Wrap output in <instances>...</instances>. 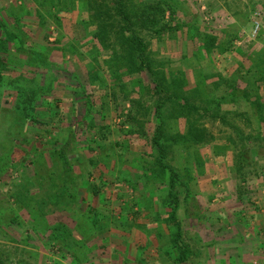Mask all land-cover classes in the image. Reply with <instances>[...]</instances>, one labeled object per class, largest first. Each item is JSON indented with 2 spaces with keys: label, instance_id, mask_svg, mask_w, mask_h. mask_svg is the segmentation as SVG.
I'll return each instance as SVG.
<instances>
[{
  "label": "rangeland",
  "instance_id": "obj_1",
  "mask_svg": "<svg viewBox=\"0 0 264 264\" xmlns=\"http://www.w3.org/2000/svg\"><path fill=\"white\" fill-rule=\"evenodd\" d=\"M52 1L0 0V13L7 18V23L13 30L17 29L16 21L21 16L18 29L25 33L22 39L27 41V48L33 47L34 51H38L40 45H47L49 42V47L55 48L53 52L58 53L54 60L61 65V69L55 72L58 79L55 90L63 99L57 108H52L53 112L65 115L61 121L63 128L73 125L77 116V119L80 118V110L78 112L74 104L77 105L86 98L96 104V114H93L95 116H91L85 123L82 121L83 129L75 128L81 136L78 138V145L74 149L73 145L68 147L67 158L74 163L73 174L76 177V187H72L70 192L75 190L80 197L76 203L67 206L61 203L54 205L51 202L45 208V213L40 212L38 206L57 191L54 182L57 183V172H61L62 167L61 159L54 155L56 146L54 143H37L46 130L34 128L30 130V138L35 141L30 146H17L19 141L14 138L10 147L3 142L0 145V264H137V259H142L141 264H176L175 257L178 253H174L172 260L165 254L161 257L167 261L159 258L156 239L158 231L162 232V229H157L156 225L150 226L152 218L147 214L128 218L131 233H127L129 228L121 222L117 224L120 228L111 229V225L108 228L104 225L103 229L95 231L91 226L92 221L83 217V213L90 208L100 212V216L119 217L120 208L126 207L134 195L130 186L121 183L120 188L117 181L123 176H129L134 181L135 174L132 171L139 172L145 166L144 161L139 164V158L148 151L147 142L145 137L126 138L129 125L122 129L121 124L125 119L124 114L131 109L129 99H138L152 106L156 98L149 94L148 74L141 77L125 76L122 82L124 88H121L122 84L114 85L109 67L102 64L98 68L100 74H103L101 79L92 82L87 72L94 67L89 62L92 59L91 53L96 51L97 44L92 39L96 26L91 28L89 24L82 23L89 19L90 0H73L77 5L74 11L71 10V0H64L62 3L61 0H55L59 2L55 8L49 5ZM170 1L173 11L176 12L172 26L179 27L165 33L159 41L152 40L151 50L156 60L162 63L166 61L164 69H182L187 72L189 87L194 88H186L187 93L192 96L189 97L190 103L203 108L205 115L200 121L215 137L213 144L198 151L199 158L193 153L191 157L189 155V166L194 169V181H189L186 171L189 168L186 162L188 154L176 149L175 159H172L179 175L175 182L180 195L178 221L186 232V240L191 243L192 251L191 258L185 264H237L236 261L231 262L238 255L237 248L227 247L225 243L234 238L238 241V126L256 125L253 118L252 124H248L247 119L238 117V112L241 111L251 113L246 102L238 105V78L244 74V79H248L246 70L252 65V57L264 59V0ZM256 23L260 28L254 35ZM205 36L217 40L215 47L209 52L203 46L207 40ZM107 57H101L102 63ZM19 69L18 74L22 78L36 77L39 73L38 75L46 74L47 81H53L54 74L51 72L40 70L34 74L28 68ZM74 75L78 76L77 80ZM5 77L9 79L10 76ZM37 79L42 80L39 76ZM78 83L82 84L86 95L73 99L74 96L70 94L71 87L78 86ZM233 84H236V88ZM216 85H219L218 90L215 89ZM94 86L96 91L92 90ZM240 86L245 87L241 82ZM0 87L3 88L1 82ZM93 91L95 94H91ZM232 91L236 93L234 99L229 96ZM260 93L264 94V86L260 88ZM198 95L201 96L197 97ZM224 95L227 98L222 101L224 104H221V108L217 109L211 97ZM1 102L6 109H11L15 96L4 92ZM102 105H106V108ZM44 111L46 110L40 109L41 113H45L41 118L49 117ZM150 111L152 118L154 108L151 107ZM170 127L173 129L172 133L184 128L182 124L171 126L170 123L168 133ZM54 133L61 142L70 137L66 131L62 134L55 130ZM102 135L105 137L103 140ZM52 137L47 136L45 141H51ZM96 138L102 147L96 145L94 159L97 162L92 168L87 147L95 146ZM38 147L39 152L45 153L47 157L42 159L40 165L35 164L34 153ZM106 164L111 170L110 173L105 168ZM90 168L93 175L88 179ZM35 169L39 178L36 177ZM51 175L56 180L51 181ZM87 180L95 184L100 180L106 183L103 199L93 195L92 185ZM152 185L159 188L156 193L160 197L167 196L162 191L166 189L165 185ZM139 190L145 192L142 184H139ZM121 193L125 198L119 201L117 196ZM186 202L189 204L188 210ZM74 205L76 208L72 209ZM75 211L79 212L76 214ZM77 221L83 234L78 231L68 239L76 243L82 237L92 236L86 240L85 248H77L83 250L81 253L69 249L64 243L52 242L51 231L55 225H66L72 232ZM166 238L168 240L170 237ZM76 255L88 258L87 263H80ZM22 259L24 262H19Z\"/></svg>",
  "mask_w": 264,
  "mask_h": 264
},
{
  "label": "trees",
  "instance_id": "obj_2",
  "mask_svg": "<svg viewBox=\"0 0 264 264\" xmlns=\"http://www.w3.org/2000/svg\"><path fill=\"white\" fill-rule=\"evenodd\" d=\"M62 1L64 0H61V3ZM58 4L59 2L57 3L53 0L49 5L51 8H55ZM70 4L72 6L71 10L74 11V7L77 6L76 2L71 0ZM88 10L89 19L84 20L82 23L89 24L91 28L96 26L94 29L95 32L92 30V32H94L92 39L95 40L97 44L96 51L91 53L92 59H90L89 62L94 67H92V69L89 68V72H87L90 75V79L92 78V82L95 83L96 80L98 81L101 79L100 77H102L103 74H100L98 68H100L102 64L109 67L112 81L115 83L114 85L117 86L122 84L121 88H124L122 82L125 76L132 77L134 75H140L141 77L142 75L145 76V74H148L150 79L149 86H147L149 87L148 91L156 100L154 105L149 106L138 99H129L131 102V109L127 114H124L125 119L121 124L122 129L129 125L125 134L126 138L145 137L147 142L148 151L141 154L139 158V164L144 161V168L139 172H135V170L132 171L135 174L134 181H131V177L129 176H123V178L119 177L117 181L119 182L118 186H120V188H122L121 183L130 186L134 195L129 199L126 207L122 206L120 208L119 217L100 216V212L98 213L92 208L84 212L83 217L92 221L91 226L95 231L103 229L104 225L107 228L111 225V229L120 228L117 224L121 222L122 225L129 228L130 231L127 233H131L128 218L132 215L138 216L145 213L148 217L152 218V221L149 223L150 226L156 225L157 229H162V232L160 230L158 231L159 234L156 239L158 242H156V248L159 253V258L165 254L168 256L169 260H172L174 253H178L175 257V263L185 264L191 258L190 255H192V251L191 243L186 240V232L180 221H178L177 213L180 207V202L178 203L180 195L176 190L175 182L179 178V175L173 165L172 159H175L176 149H181L188 154L186 155V162L188 166H191V161L189 163V155L191 157L193 154H196L199 158L198 151L201 148H206L213 144L215 137L200 121L205 115L203 108L190 103L189 97L192 96L187 93L186 89L190 86L187 72L182 69H164L166 67V61L162 63L156 60L151 50L152 40L156 39L159 41L163 39L165 33H170L178 29L179 25L172 26V21L176 12L173 11L170 0H139V2L136 0H90L88 2ZM62 15L66 17L65 14ZM18 18L19 20L16 21L17 29L13 30L8 25L7 18L5 19V16L0 13V82L3 87H0V145H3L4 142L10 147L15 139L19 141L17 146H30L31 142L35 141L30 138V130L33 128L46 130L44 131L45 133L43 132V135L38 138L39 141L36 142L39 144L46 142L47 145L54 143L53 145L56 146L54 155H57L58 158L61 159L60 165L62 170L61 172H57V183L54 182V187L57 189L56 193L38 206L39 211L45 213V208L51 202L54 205H59L61 203V205L67 206L70 205V203H76L80 197L75 190L70 192L72 187H76V177L73 174L74 163L67 158V153L69 152L68 147H72L73 145L74 147L72 148L74 149L78 145V138L81 136L77 134L75 128L80 127V129H83L81 126L82 121L85 123L91 116H95L93 114H96L94 110L96 104L90 99L87 100V98L77 105L74 104V108L78 112L80 110V118L77 119L78 116L76 115V121L73 125L69 124L67 128L62 127L61 121H63V116L65 115L61 114V112H53L52 108H57L56 106H59V103H61L63 99V96L55 90V86H57L56 80H58L55 72L61 69V65L54 60V56L57 52H53L55 48H50L49 46L51 44L49 42L47 44L48 46L40 45L38 51H34L33 47L27 48V41L22 39V35H25V33L18 29L21 16ZM205 38L207 40L204 42L203 46L204 49L209 52V50L215 47L214 44L217 40L207 36H205ZM105 56L108 57L105 58L102 63L101 57L104 59ZM250 61L252 65L246 70L248 79H244L246 78L244 74L238 78V105L242 102H246L257 116L254 122H256L257 126L261 127L264 126V102L262 101L260 93V88L264 86V59L261 58L258 60L257 56H254ZM23 67L28 68L29 72H33L34 74H36V71L38 72L40 70L46 73L51 72L54 74L53 81L50 79L47 81L45 78L46 74L38 75L39 73H37L36 77L22 78V75L18 73L20 70L19 68ZM5 75H7V77L10 76L8 77L9 79H7ZM38 76L42 78L41 81L37 79ZM74 78L77 80L78 76L74 75ZM240 82L245 85L244 88L240 86ZM233 86L236 88V84H233ZM189 88L194 89L192 87ZM196 88H198V85H196ZM234 88H231V90ZM96 89L95 86L92 88V90L95 91ZM215 89L218 90L219 85H216ZM83 90L84 87L82 84L78 83V86L71 87L70 94L74 96V99L77 96L86 95V92ZM95 91L91 94H95ZM4 92L15 96V103L11 109H6L1 102ZM234 92L235 91H232L229 94L231 99L236 97V93ZM51 95L53 96L52 100L50 99L52 97ZM200 96L201 95H198L197 97ZM226 98L227 97L224 95V97H211V100L215 102V106H217L218 109L221 108V104H224L222 101ZM102 106L106 108V105ZM151 107L154 108V117L152 118L150 115ZM41 108L46 110L44 112H46V114L48 113L49 117H43L44 119L41 118V115L45 114L40 112ZM198 108L199 111H197ZM249 114V111L246 113L238 112V117L243 116L242 119H247L246 121L248 124H252V119H250ZM119 117L122 118L123 116ZM170 123L171 126L182 124L184 128H182V130L178 129V131L172 133L173 129L170 127L168 133ZM83 126L85 127V125ZM103 128L104 127H102V129ZM102 129L99 131H102ZM261 129L262 128L259 129L258 134L255 136L250 133H244L238 128L237 172L241 178V181L238 183L240 198L248 193L247 185H245L247 179H242V177L249 176L250 174H259V171H261L258 161L260 151L264 150V132L261 131ZM55 130L60 131L62 134L63 131H66L70 137L67 138L65 142H61L60 138L55 135ZM89 130H91V128ZM100 133L96 134L98 135ZM47 136H53L51 141H45ZM103 139H105L104 135L101 136V140ZM95 140V146L87 147V155L89 159L92 160V168L96 166L94 164L97 162V160L94 159L96 156L95 153L97 152L96 145L99 144V146L102 147L99 143V139L96 138ZM251 144L255 145L258 150L255 149L254 146L251 148ZM194 148L195 151H192ZM35 149V164L40 165L42 159H47V157L45 153L39 152V147ZM198 163L201 165L199 161ZM107 164L105 168L108 173H110L111 170L107 167ZM190 166L188 169L186 168V171L189 181H194L195 175H192L194 169ZM37 172L36 170V177L39 178ZM92 175L93 173L90 168L87 175L88 179L91 178ZM50 180L54 181L56 177L51 175ZM86 182L92 185L93 195L103 199V188H105L106 183L104 181L101 182V180V183L99 182L96 184L92 183L90 180ZM155 183L166 186V189L162 191H165L167 196L164 195L160 197L159 193H156L159 188L152 185ZM139 184L143 185V190H145V192L139 190ZM243 190L245 194L241 192ZM123 198H125V196L122 193L117 196V200L119 201ZM186 207L188 210V202H186ZM75 208L74 205L72 209ZM196 208L201 210L199 205H196ZM78 212L79 211H77V213ZM74 220L76 219L74 218ZM79 229L80 226L78 221L72 232L66 225H55L51 231L50 239L52 242L57 241L64 243V246L69 249H74L81 253L83 250H77V248H85L86 240L91 239L92 236L82 237L76 240V243H72L73 241H70L68 238L73 237L75 232L80 231ZM80 233L83 234L81 231ZM97 234L99 233L97 232ZM166 236L170 238L167 240ZM165 238L167 241L164 240ZM68 242L71 245L68 244ZM73 254L74 253H72V255ZM76 256L80 263H87L88 258L85 259V256ZM140 260L142 259H137V264H141ZM162 260L167 261L166 259ZM19 262H24V260H19Z\"/></svg>",
  "mask_w": 264,
  "mask_h": 264
},
{
  "label": "crops",
  "instance_id": "obj_3",
  "mask_svg": "<svg viewBox=\"0 0 264 264\" xmlns=\"http://www.w3.org/2000/svg\"><path fill=\"white\" fill-rule=\"evenodd\" d=\"M261 95L264 102V94ZM250 110V119L255 120L257 116L252 108ZM246 112L241 111V113ZM238 128L244 133L255 136L260 128L264 132V126L260 127L257 124L248 127L238 126ZM253 146L257 149L255 145L251 144V148ZM258 159L261 170L259 174L242 177V179H247L245 185H247L248 193L245 194L244 190L241 191L245 195L240 198L238 192V241L234 238L225 243L227 247L237 248L238 255L231 259V262L236 261L237 264H264V150L260 151ZM240 181L241 178L238 175V183Z\"/></svg>",
  "mask_w": 264,
  "mask_h": 264
},
{
  "label": "built area",
  "instance_id": "obj_4",
  "mask_svg": "<svg viewBox=\"0 0 264 264\" xmlns=\"http://www.w3.org/2000/svg\"><path fill=\"white\" fill-rule=\"evenodd\" d=\"M259 28H260V27H259V24L256 23V27H255L254 35H256V34L258 33Z\"/></svg>",
  "mask_w": 264,
  "mask_h": 264
}]
</instances>
